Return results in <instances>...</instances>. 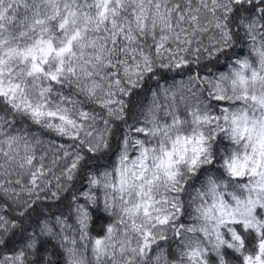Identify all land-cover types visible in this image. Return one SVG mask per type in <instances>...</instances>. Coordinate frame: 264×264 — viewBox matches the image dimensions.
Returning a JSON list of instances; mask_svg holds the SVG:
<instances>
[{
    "label": "snow or ice",
    "instance_id": "snow-or-ice-1",
    "mask_svg": "<svg viewBox=\"0 0 264 264\" xmlns=\"http://www.w3.org/2000/svg\"><path fill=\"white\" fill-rule=\"evenodd\" d=\"M0 264H264V0H0Z\"/></svg>",
    "mask_w": 264,
    "mask_h": 264
}]
</instances>
